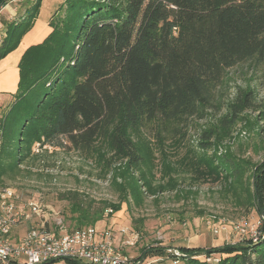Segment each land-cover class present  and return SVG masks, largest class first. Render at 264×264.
Masks as SVG:
<instances>
[{
  "label": "trees",
  "instance_id": "trees-1",
  "mask_svg": "<svg viewBox=\"0 0 264 264\" xmlns=\"http://www.w3.org/2000/svg\"><path fill=\"white\" fill-rule=\"evenodd\" d=\"M41 3L35 0L23 19L8 25L0 60L32 28ZM60 12L50 22L52 32L19 62L18 90L0 121V180L31 175L34 168L39 177H50L49 148L73 149L101 171L124 166L135 200L178 192L181 172L195 183L221 184L223 196L257 209L263 231L264 159L245 155L239 131L264 138V99L251 84L237 85L227 97L223 90L238 65L264 72V0H65ZM194 125L197 142L187 143ZM238 138L237 152L230 141ZM180 149L184 154L172 159ZM73 204V230L120 209ZM172 246L149 252L164 256L176 248L195 256L203 249ZM206 251L239 253L217 262L178 260L264 264V239L222 242Z\"/></svg>",
  "mask_w": 264,
  "mask_h": 264
},
{
  "label": "rangeland",
  "instance_id": "rangeland-1",
  "mask_svg": "<svg viewBox=\"0 0 264 264\" xmlns=\"http://www.w3.org/2000/svg\"><path fill=\"white\" fill-rule=\"evenodd\" d=\"M64 1L53 0L50 4L46 3L44 13L48 11L49 7L60 10ZM26 2L32 3L33 0H26ZM40 9L37 17L40 14ZM16 51L10 52L7 55L8 59L15 57ZM18 84L13 90H18ZM249 84L256 88L259 99L263 101L264 72L255 70L248 63L238 65L230 70L223 95L227 97L233 94L237 85L246 86ZM16 91L13 92L16 93ZM13 96L6 91H0V121L14 102ZM242 129L239 131L240 141L244 145L242 151L254 161L263 160L264 138L261 140L255 134H249V129ZM197 132L198 127L196 125L192 126L186 133L185 142L196 144ZM239 138L230 141L231 146L237 152L241 149L238 145ZM255 143L258 144V149H256ZM247 145L248 148H246ZM49 149L50 166L47 167L48 170L45 173L48 172L51 175L50 177H39L37 175L38 168H34L33 174L25 177L3 176V179L0 180V186L14 188L25 201L35 199L42 206L44 205L45 220L49 222L53 229L55 228L56 219H62L68 231L75 229L73 218L78 214H74L72 211L76 207L73 204L74 202L81 203L83 207L90 206L91 211L100 209L107 203L119 205L120 209L113 212L112 215L105 212L104 219L100 220L96 226L112 227L116 230L126 228L129 231L138 233L139 240L129 250V253L133 257L145 255V260L154 258L155 256L150 255L149 249L160 245H196L203 248L202 251H206L210 247L222 244V242L245 241L257 243L264 239V230H260L262 219L257 209L242 206L238 201L223 196L220 192L221 184L211 182L195 183L189 174L181 172L179 174L180 186L178 192L177 189L169 190L157 196L143 195V197L135 200L131 189L130 179L132 177L124 166L113 164L112 169L105 172L104 169L101 171V166L95 160L86 159L73 149H56L54 153H52L53 148ZM183 154L184 149H180L171 158L177 159ZM153 171L158 181L162 173L161 164L158 163ZM213 218L216 221L225 219V223H227L224 224L225 229L218 234L213 232L212 226L209 224ZM35 221L33 224L41 222L40 219H35ZM233 223L244 224L246 227L245 233L240 235L232 226ZM29 227L30 223H22L14 231L13 237L24 234ZM146 249L148 250L145 251ZM173 252V248H168L162 257V261L155 264H175L174 260L177 257ZM171 253L173 255H169ZM237 253L239 251L235 253L224 252L221 255L216 252L210 256L207 251H199L195 253V256L192 254V257L203 262H217L221 258H230ZM180 254L182 253L180 252ZM145 260L142 264H145ZM19 261L20 264H25L23 257ZM48 264H66V261H55ZM177 264L186 263L181 258Z\"/></svg>",
  "mask_w": 264,
  "mask_h": 264
},
{
  "label": "built area",
  "instance_id": "built-area-1",
  "mask_svg": "<svg viewBox=\"0 0 264 264\" xmlns=\"http://www.w3.org/2000/svg\"><path fill=\"white\" fill-rule=\"evenodd\" d=\"M6 31L0 32V44ZM2 131L0 130V147ZM44 205L35 200H23L12 187L0 186V264L21 263L48 264L55 261L73 259L88 262L87 264H133L134 259L129 250L139 240V234L126 228L87 226L68 231L62 219H56L55 228H51L45 220ZM112 209L109 210L111 212ZM35 219L41 222L33 224ZM22 223H30V227L19 237H13L14 231ZM215 234L225 229V219L210 223ZM231 224V223H230ZM234 229L244 234L246 227L242 223H233ZM14 239H13V238ZM179 262L180 251L173 248Z\"/></svg>",
  "mask_w": 264,
  "mask_h": 264
},
{
  "label": "crops",
  "instance_id": "crops-1",
  "mask_svg": "<svg viewBox=\"0 0 264 264\" xmlns=\"http://www.w3.org/2000/svg\"><path fill=\"white\" fill-rule=\"evenodd\" d=\"M32 3H27L26 0H7L5 4L0 6V32L7 31L8 25L13 21L23 19ZM53 0H42L40 14L34 20L33 27L21 39L16 52L17 54L12 59L7 56L0 61V91H6L12 95L15 93L13 88L17 86L19 81V62L23 53L32 45L39 44L52 32L53 27L50 25L51 20L60 13V10H54L49 7L44 13L45 5L50 4ZM31 35L29 36V34ZM26 40V41H25ZM189 246V245H188ZM154 258L146 259L145 264H155L162 261L163 256L152 255ZM151 256V257H152Z\"/></svg>",
  "mask_w": 264,
  "mask_h": 264
},
{
  "label": "water",
  "instance_id": "water-1",
  "mask_svg": "<svg viewBox=\"0 0 264 264\" xmlns=\"http://www.w3.org/2000/svg\"><path fill=\"white\" fill-rule=\"evenodd\" d=\"M2 0H0V2H1ZM263 213V212H262ZM264 216V215H263ZM201 252H206V251H201ZM183 256H186V257H192L193 255L192 254H187V255H183ZM144 260H145V255L144 256H142V258L140 259V261H138V263H136V264H142L143 262H144ZM81 264H87L86 262H84V261H79Z\"/></svg>",
  "mask_w": 264,
  "mask_h": 264
}]
</instances>
